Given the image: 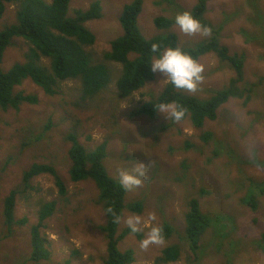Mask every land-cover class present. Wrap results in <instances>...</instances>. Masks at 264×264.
Wrapping results in <instances>:
<instances>
[{
	"label": "rangeland",
	"instance_id": "rangeland-1",
	"mask_svg": "<svg viewBox=\"0 0 264 264\" xmlns=\"http://www.w3.org/2000/svg\"><path fill=\"white\" fill-rule=\"evenodd\" d=\"M45 1L51 3L53 0ZM95 1L71 0L69 16L76 17L78 10H89ZM100 1L103 17L86 23L96 36L94 45L88 47L95 61L103 60L104 53L111 48L110 42L123 34L119 16L124 5L131 2ZM155 1L145 0L140 15L141 28L147 38L163 33L152 24L153 18L163 13L161 5L153 6ZM196 2L176 0L175 3L189 11ZM259 6L264 14V0H259ZM163 8L170 7L165 4ZM207 9L206 19L214 25L224 26L221 40L230 54L246 55L245 82L241 86L255 83L257 87L247 105L243 104L244 100H231L219 109L216 120H207L202 128H196L190 120L168 121L161 113L152 120L129 116L165 90L168 82L158 72H155V81L119 106L117 118L106 112L109 103L103 104L100 97L90 103V108L75 107L81 90V84L76 81L61 83L55 95H48L41 87L25 81L21 89L35 94L39 103H24L19 110L0 107V166L12 158L7 170L0 172V264H65L68 260L70 264H106L107 242L99 227L107 218L102 206L97 204L99 191L93 181L73 182L69 174L68 151L71 145L64 137L72 120L77 118L83 123L78 132L84 146L93 149L109 141L105 166L112 178L119 180L122 169L131 170L137 163L148 166L147 178H142L140 186L128 190L125 199L129 204L146 196L144 211L142 214L125 211L118 233L128 228L126 219L133 214L146 221L150 214H154L156 220L153 224L163 226L168 223L176 230L162 245L154 244L147 249L141 247V241L149 229L139 232L141 238L138 233L128 235L119 244V249L135 251L133 264H155L166 247L184 244L185 216L188 202L193 197L199 198L202 211L209 214L213 224H216L218 215L225 212L235 215V224L222 247L214 248L216 244L209 243L210 236L219 239L217 229L220 227L211 228L204 234L202 242L206 248L201 263L186 247L180 260L171 264H264V249L258 244L264 232V81L259 80L264 77V35L260 29L264 22L255 24L256 20H250L254 13L248 0H209ZM17 10L16 4L7 7L0 20V31L17 21ZM171 31L177 33L180 43L186 46L210 36V33L187 36L176 26ZM253 36L257 39L251 38ZM30 49L24 39H14L5 52L2 68L9 70L17 63L28 62ZM45 62L50 64V61ZM198 62L205 69L204 81L196 92H188L190 95L209 98L213 90L223 88L236 75L228 66L221 68L215 54L202 57ZM110 91H116L115 84L110 86ZM48 121L53 122V127L47 131ZM115 121L120 126V132L116 134L112 124ZM204 132L214 133L209 144H218L219 154H214V147L202 140ZM39 135L40 139L37 138ZM187 142L192 145L190 149L186 147ZM34 163L54 164L67 193L65 196L59 194L50 175L34 178L31 184L35 190L17 196L16 218L27 219L26 224L8 228L3 215L5 199L17 185L22 186L23 172ZM179 178L184 180L178 181ZM203 189L211 194L201 196ZM246 195L258 197L257 211L243 205L241 199ZM50 202L56 203V209L44 221L41 232L48 241L51 259L34 263L30 261L31 228L39 222L42 205Z\"/></svg>",
	"mask_w": 264,
	"mask_h": 264
},
{
	"label": "trees",
	"instance_id": "trees-1",
	"mask_svg": "<svg viewBox=\"0 0 264 264\" xmlns=\"http://www.w3.org/2000/svg\"><path fill=\"white\" fill-rule=\"evenodd\" d=\"M208 1L197 0L189 12L196 16L205 28L210 29V36L194 45L186 46L180 43L177 33L171 32L175 27L176 13L185 11L181 4L175 3L176 0L153 2V6L167 4L170 8L165 10L169 15H166L167 13L165 14V10L162 9L164 14L153 18L152 24L163 33L147 38L141 28L142 16H140L146 4L145 0H131L130 3L124 5L119 16L123 34L110 42L111 48L104 53L103 60L95 61L88 47L94 45L96 36L86 26V23L102 17L100 0L92 3L89 10L76 11V17L69 16L71 0H53L51 3L45 0H0V20L10 4L18 5L17 21L0 31V107L3 110L9 108L19 110L20 105L24 103H39V98L35 94H29L21 89L25 81H31L41 87L48 95L57 94L56 88L61 83L76 81L81 84V90L77 96L78 105L75 104V107L90 108V103L100 97L103 104L109 103V109L106 112L112 114L113 118H117L121 104L132 100L135 93L156 80L155 72L151 68V63L158 55L152 51L153 44H156L159 45L160 51L168 47H179L197 61L209 54H215L219 59V66L221 68L228 66L235 71L236 75L223 88L213 90L211 96L206 99L190 95L187 91L177 90L168 82L165 90L158 97L144 103L140 109H135L129 116L132 119L139 117H146L149 120L156 119L159 112L155 107L162 103L172 104L187 110L182 121L190 120L193 126L202 128L207 120H216L219 109L231 100H244L243 104L247 105L251 101L254 88L257 87L255 83H246L241 86L245 82L246 55L244 53L232 55L228 47L222 43L221 33L224 26L214 25L205 17ZM248 3L251 4L254 13L250 20H256L255 24L264 22L259 0H248ZM177 9L178 12H176ZM260 26L264 35V25L260 24ZM242 32L246 37L248 36L246 31ZM16 38H22L34 47L30 60L26 64L17 63L9 70H4L2 65L5 51ZM251 38L257 39V36ZM261 38L263 37L259 39ZM42 56L50 60L49 65L40 62ZM259 80L263 82L264 77H260ZM112 84H115V92L110 91ZM46 123L47 131L51 130L53 122ZM82 124L79 118L72 120L64 137V140L71 145L68 151L70 179L73 182L91 180L99 191L97 204L102 206L107 218L106 223L99 227L107 242L106 264H133L136 261L135 251L123 252L119 249V244L132 232L127 228L119 234L118 227L125 211L143 213L146 196L129 204L125 203L128 190L120 185L119 180L110 176L105 166L109 153V141L106 140L93 149L87 148L81 143L78 132ZM112 124L115 128L114 133L120 132L119 123L115 121ZM117 125L118 129H116ZM37 138L40 139L41 135ZM201 138L208 146L214 147V154H219L218 144H209L214 138V133L204 132ZM27 146L30 147L29 144ZM191 146L190 143H186L187 149ZM11 161L12 158L5 165L0 166V172H5ZM44 174L53 177L61 196L66 195V185L54 164H32L23 172L22 186L17 185L5 199L3 215L8 228L26 224L27 219L16 218L17 196L27 191H34L32 180ZM183 180L178 179V181ZM208 194L210 195L211 192L205 189L201 191V196ZM241 201L244 206L257 211V196L246 195ZM55 209L56 203L54 202L43 204L39 211V222L31 228V262L40 263L51 259V252L47 249L48 241L41 231L45 225L44 221L53 214ZM185 224V233L182 236L184 244H172L166 247L156 259L155 264L176 263L185 253L186 247L195 260L201 263L206 248V244L202 242L204 234L211 228L220 227L217 229L220 231L219 239L210 236L209 243L210 245L216 244L214 248L222 247L225 238H230L229 232L235 224V215L230 212L220 213L216 224H213L209 214L202 211L199 198L193 197L188 202ZM161 227L164 231V240L170 239L176 232L175 228L168 223ZM138 234L141 238L142 235L139 232ZM258 244L264 249V232ZM189 261H191L190 257ZM65 264H70V260Z\"/></svg>",
	"mask_w": 264,
	"mask_h": 264
},
{
	"label": "clouds",
	"instance_id": "clouds-1",
	"mask_svg": "<svg viewBox=\"0 0 264 264\" xmlns=\"http://www.w3.org/2000/svg\"><path fill=\"white\" fill-rule=\"evenodd\" d=\"M161 8L164 9L163 6H161ZM175 26L181 33L187 36L210 33V29L205 28L201 21L189 11L176 13ZM30 48L32 53L34 47L30 46ZM152 51L158 53L157 57L151 63L153 72L163 74L164 77H166L165 80L177 90L196 92L199 89V86L204 81L203 73L205 69L192 55L179 47H168L160 51L159 45L156 44H153ZM43 60L50 61L48 58L42 56L40 62L46 63ZM155 108L159 113L163 114L168 121L173 120L175 122L182 121L187 111L183 107L164 103ZM147 167L148 166H145L143 163H137L131 170L122 169L119 173L120 185L126 190H132L140 186L143 182L142 178H147ZM262 174H264V172H262ZM155 220L156 217L154 214H150L147 221L144 220L143 217L134 214L129 215L126 219V224L132 233L141 232L145 228L149 229L146 232L145 238L141 241L142 248L147 249L151 245H162L165 242L163 228L158 223L153 224L152 222Z\"/></svg>",
	"mask_w": 264,
	"mask_h": 264
},
{
	"label": "bare ground",
	"instance_id": "bare-ground-1",
	"mask_svg": "<svg viewBox=\"0 0 264 264\" xmlns=\"http://www.w3.org/2000/svg\"><path fill=\"white\" fill-rule=\"evenodd\" d=\"M48 220V219H47Z\"/></svg>",
	"mask_w": 264,
	"mask_h": 264
}]
</instances>
